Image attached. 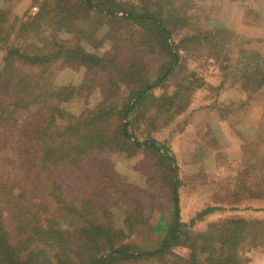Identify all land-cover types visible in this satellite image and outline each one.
Here are the masks:
<instances>
[{
  "label": "trees",
  "instance_id": "16d2710c",
  "mask_svg": "<svg viewBox=\"0 0 264 264\" xmlns=\"http://www.w3.org/2000/svg\"><path fill=\"white\" fill-rule=\"evenodd\" d=\"M32 6L36 12L21 17L0 10V264H247L246 252L264 237V215L241 212L255 208L207 206L198 218L215 210L240 214L210 222L195 237L178 220L169 139L199 109L190 101L193 80L169 82L184 72L191 54H204L220 77L217 85L205 83L216 98L204 110L215 107L238 134L243 125L233 114L246 118L250 100L264 88V47L248 41L235 51L227 43L238 36L205 27L185 0H32ZM41 17L58 32L74 29L81 41L52 34L43 44L29 40ZM16 35L25 38L22 50ZM256 41L264 46V36ZM149 56L164 58L154 80ZM73 64L86 68L79 85L50 82L55 69ZM89 72L106 74L93 109H66L62 104L77 92L88 98L94 91ZM225 85L235 90L228 106L218 101ZM6 88L22 89V97L2 96ZM41 101L45 110L29 112ZM26 111L28 120L18 124ZM166 129L169 136L159 139ZM106 150L124 160L142 157L131 168L135 176L110 163ZM20 173L28 176L26 185L18 183ZM139 175L143 180L135 179ZM258 181L254 189L238 183L233 199H264V176ZM165 186L172 206L161 219V241L141 249L127 239L147 224Z\"/></svg>",
  "mask_w": 264,
  "mask_h": 264
},
{
  "label": "rangeland",
  "instance_id": "374dc122",
  "mask_svg": "<svg viewBox=\"0 0 264 264\" xmlns=\"http://www.w3.org/2000/svg\"><path fill=\"white\" fill-rule=\"evenodd\" d=\"M185 2L193 6V10L199 15L200 22H203L205 27L224 28L236 34L238 37H230L227 43L229 47L235 48V51L241 45L249 47L247 43L245 44L248 41L251 44L253 43L256 49L264 47L262 43L256 41V39L264 36V0H185ZM5 8L12 12L10 17H21L27 11L34 14L37 10L36 6H32V0H0V10ZM15 27L19 28L20 23L17 22ZM51 34L71 42L81 41L74 29L69 32H58L52 25L47 23L45 17L38 19V23L32 29L30 35H27V38L37 44H43ZM16 40L20 45V50H22L25 38L17 36ZM101 53L102 51H99V54ZM199 54H191L184 72L177 75L176 81L171 80L169 82V85L174 87L177 82L184 83L186 79L193 80L194 85L192 87L193 91L190 92V101H192L194 107L199 109L189 119L188 123L181 129L176 130L172 138L169 139L176 157V170L179 181L178 220L188 224L186 228L188 227L187 230L193 237L199 231L205 230L212 221L226 217H236L240 214L239 211L215 210L198 218V212L207 206L229 207L238 202V205L255 208L249 213L241 212L243 216L264 215V211H260L264 209V199L254 200L244 199L245 197H243L235 200L232 197V192L234 188L238 187V183L244 182L243 185L253 187V189L258 188L255 183L259 182L258 180L264 176L262 173L264 163H261L264 158V88H262L259 98L257 97L258 99L250 100L251 108L246 118L241 119L239 115L233 114L234 122L243 125V128H237L236 126L238 134L234 133L224 121L225 118L219 117V112L215 107L204 110V104H212L216 98V92L205 83L210 82L212 85H217L220 77L218 68L210 64L212 61L204 58V54ZM148 58L151 79L154 80L158 67L163 63L164 58L161 56H149ZM73 65L83 67V74H80L79 82L74 84L79 85L86 75V68L83 65ZM62 67L53 71L50 82L52 84L71 85L67 82H75V78L67 80V74H55ZM3 72L0 68V80ZM87 76L95 80L94 91L88 98H86L84 92H77L72 100L62 104L66 109L77 112L93 109L99 98V90L105 84L106 74L103 72L96 74L89 72ZM225 86L218 96V101L228 106L235 96V90L227 85ZM1 92L2 96L11 97L15 100H19L23 94L22 89L12 88L2 89ZM46 105L47 103H44V101L38 102L29 108V112L39 113L46 109ZM29 112L26 111L18 115L16 119L18 124H23L28 120ZM213 122H218L219 130ZM220 130L224 132V137L217 136ZM255 130H260L261 133ZM169 133V129L159 132L158 138L168 137ZM104 155L124 175H128L129 179L135 176L131 170L133 164L142 158L136 157L124 160L120 154L107 150L104 151ZM135 179L143 180V176L139 175ZM28 182L29 179L26 174L20 173L18 175L20 185H26ZM170 193L169 187L165 186L162 189L159 199L153 203L147 214L149 219L146 222L147 224L143 227L139 225L127 241L141 249H153L159 245L162 238L161 234H163V229L159 228L163 226L161 219L166 220L168 218L166 214L172 206ZM208 242L213 244V240L208 239ZM180 246L178 245L177 248ZM177 248L174 247L173 249L176 250ZM246 256L248 257L247 264H264V237L258 240L256 246L246 252Z\"/></svg>",
  "mask_w": 264,
  "mask_h": 264
},
{
  "label": "crops",
  "instance_id": "0c3cea01",
  "mask_svg": "<svg viewBox=\"0 0 264 264\" xmlns=\"http://www.w3.org/2000/svg\"><path fill=\"white\" fill-rule=\"evenodd\" d=\"M83 67L82 66H74V65H70V66H64L61 69H59L58 71H56L55 74L59 75V74H67L66 78L68 79H74L76 80L75 82H67V84H77L79 82V78H80V74H83ZM59 85V84H56Z\"/></svg>",
  "mask_w": 264,
  "mask_h": 264
}]
</instances>
